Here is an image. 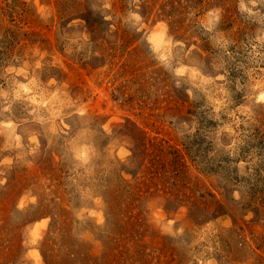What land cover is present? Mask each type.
I'll return each mask as SVG.
<instances>
[{
    "label": "rangeland",
    "instance_id": "374dc122",
    "mask_svg": "<svg viewBox=\"0 0 264 264\" xmlns=\"http://www.w3.org/2000/svg\"><path fill=\"white\" fill-rule=\"evenodd\" d=\"M0 264H264V0H0Z\"/></svg>",
    "mask_w": 264,
    "mask_h": 264
}]
</instances>
